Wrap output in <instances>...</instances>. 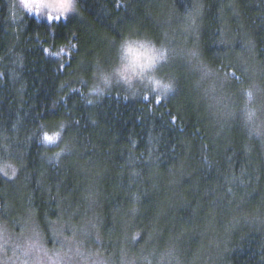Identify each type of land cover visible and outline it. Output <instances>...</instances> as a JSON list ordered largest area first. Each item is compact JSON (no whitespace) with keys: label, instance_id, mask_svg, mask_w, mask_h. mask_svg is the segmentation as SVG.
<instances>
[{"label":"trees","instance_id":"1","mask_svg":"<svg viewBox=\"0 0 264 264\" xmlns=\"http://www.w3.org/2000/svg\"><path fill=\"white\" fill-rule=\"evenodd\" d=\"M79 8L66 20L24 15L14 23L0 0V209L21 201L48 217L94 205L152 210L145 222L161 210L167 225L185 226L233 205L246 217L264 214L253 135L216 124L196 78L184 74L164 98L126 97L121 87L99 101L88 96L97 61L113 64L123 36L164 45L168 23L181 26L192 14L201 68L248 87L246 73H264V0H79ZM56 132L58 142L44 141ZM235 224L219 264H264V229Z\"/></svg>","mask_w":264,"mask_h":264},{"label":"rangeland","instance_id":"2","mask_svg":"<svg viewBox=\"0 0 264 264\" xmlns=\"http://www.w3.org/2000/svg\"><path fill=\"white\" fill-rule=\"evenodd\" d=\"M8 2L11 22L27 15L19 7L20 0ZM196 18L195 14L188 15L181 26L168 23L163 43L170 49V58L161 66L160 73L173 79L175 85L184 74L187 81L196 78L193 88L207 94L216 124L221 120L229 128V124L237 123L241 130L252 134L264 165V73H246L248 85L255 83L261 89L255 102L258 114L253 132L241 118L244 87L235 89L219 73L201 68L204 66L199 55L190 45L195 39ZM58 20L63 19L52 21ZM12 182L18 186L20 180L16 177ZM236 186L245 185L238 181ZM232 207L235 208L230 212L228 207L212 210L219 220H224L219 228L212 224L213 213L209 209L199 216L197 225L185 226L167 225L161 210L154 212L149 222H145V217L152 210L148 213L127 207L105 212L98 205L58 209L55 216L48 217L19 201L0 209L4 211H0V264H219L239 229L235 222H252L264 229V214L256 211L252 217H246L239 206Z\"/></svg>","mask_w":264,"mask_h":264},{"label":"clouds","instance_id":"3","mask_svg":"<svg viewBox=\"0 0 264 264\" xmlns=\"http://www.w3.org/2000/svg\"><path fill=\"white\" fill-rule=\"evenodd\" d=\"M21 11L38 19L51 22L53 19L66 20L80 11L79 0H20ZM115 62L104 66L95 65L93 83L88 85V96L96 101L103 99L114 87H121L126 97L141 94L167 97L175 90V82L160 73L162 65L170 58V49L158 44L150 36L127 34L116 44ZM261 91L255 83L243 89L241 118L250 131H255L257 119V94ZM54 138V144L61 137L60 132L47 134ZM44 139V138H43ZM45 141V140H44Z\"/></svg>","mask_w":264,"mask_h":264},{"label":"snow or ice","instance_id":"4","mask_svg":"<svg viewBox=\"0 0 264 264\" xmlns=\"http://www.w3.org/2000/svg\"><path fill=\"white\" fill-rule=\"evenodd\" d=\"M44 140H45L46 142H48V143H53V142H54V138L48 136L47 134H45V136H44Z\"/></svg>","mask_w":264,"mask_h":264}]
</instances>
